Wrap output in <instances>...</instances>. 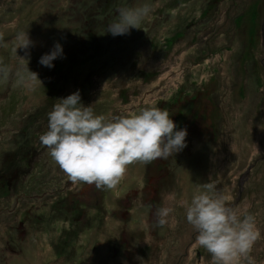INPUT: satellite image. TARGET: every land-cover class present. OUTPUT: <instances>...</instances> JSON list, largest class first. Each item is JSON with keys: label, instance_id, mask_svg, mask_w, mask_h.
<instances>
[{"label": "rangeland", "instance_id": "rangeland-1", "mask_svg": "<svg viewBox=\"0 0 264 264\" xmlns=\"http://www.w3.org/2000/svg\"><path fill=\"white\" fill-rule=\"evenodd\" d=\"M88 1L0 0V264H210L184 212L209 178L255 215L252 255L264 264V0H129L151 8L141 28L89 36L94 52L80 61L83 13L110 10L91 15ZM20 33L28 48L17 49ZM56 42L64 56L41 65ZM92 55L100 67L86 69ZM27 65L42 83L23 82ZM77 90L109 118L167 109L187 147L130 164L112 189L73 183L38 137L55 100ZM159 206L173 208L163 227Z\"/></svg>", "mask_w": 264, "mask_h": 264}, {"label": "clouds", "instance_id": "clouds-1", "mask_svg": "<svg viewBox=\"0 0 264 264\" xmlns=\"http://www.w3.org/2000/svg\"><path fill=\"white\" fill-rule=\"evenodd\" d=\"M150 11L148 4L121 6L107 32L113 36L129 34L132 28H141ZM17 39V49L31 44L28 33H20ZM63 56V45L56 42L39 63L53 68L54 61ZM6 71L0 66V72ZM26 73L23 82L42 83L28 65ZM55 101L47 113V129L38 139L73 183L112 189L130 164L168 160L187 147V128H178L167 109L149 105L109 118L98 114L94 104L85 105L80 90ZM172 212L170 206L157 207L155 224L163 227ZM184 212L196 232L195 243L209 254L210 264H257L252 251L261 233L255 215L231 206L229 197L211 178L195 185Z\"/></svg>", "mask_w": 264, "mask_h": 264}, {"label": "trees", "instance_id": "trees-1", "mask_svg": "<svg viewBox=\"0 0 264 264\" xmlns=\"http://www.w3.org/2000/svg\"><path fill=\"white\" fill-rule=\"evenodd\" d=\"M107 1H110V6H109L110 10L107 12V14H105V16L100 14H95L94 16L91 17L87 15L88 14L87 12L83 13L85 14L82 16L83 22L80 28L76 31L77 39L84 41L83 50L81 49L80 41H77V45L80 46V51H83L85 53V54H80V56H78L80 57V61L83 60V58L87 57V55H89L92 51L94 52L93 50L94 46L92 45L89 46L90 45L89 38L92 35L93 38L96 36L99 40L101 39L102 42L106 41V43L111 42L113 40L114 36L107 32L108 26L111 22L110 16H112L121 6H126L130 3L129 0H89L87 6L89 7L88 9H90V11L92 12L91 15H93V13H96L95 9H98L100 11L101 9L105 8V6H107L106 5ZM111 1L113 5L111 4ZM106 47L107 46L105 45V48ZM95 62H96V57H94L93 55L90 56L86 64V69L89 68L88 66L91 64L92 65L95 64L93 68L100 67L98 66V64H96L97 62L96 63ZM90 77L91 76H86L85 78L86 81L89 80Z\"/></svg>", "mask_w": 264, "mask_h": 264}, {"label": "bare ground", "instance_id": "bare-ground-1", "mask_svg": "<svg viewBox=\"0 0 264 264\" xmlns=\"http://www.w3.org/2000/svg\"><path fill=\"white\" fill-rule=\"evenodd\" d=\"M263 39H264V34H263ZM180 128H183V126H181ZM239 185H241V182L239 183Z\"/></svg>", "mask_w": 264, "mask_h": 264}, {"label": "flooded vegetation", "instance_id": "flooded-vegetation-1", "mask_svg": "<svg viewBox=\"0 0 264 264\" xmlns=\"http://www.w3.org/2000/svg\"><path fill=\"white\" fill-rule=\"evenodd\" d=\"M155 205H153V207H154Z\"/></svg>", "mask_w": 264, "mask_h": 264}, {"label": "water", "instance_id": "water-1", "mask_svg": "<svg viewBox=\"0 0 264 264\" xmlns=\"http://www.w3.org/2000/svg\"><path fill=\"white\" fill-rule=\"evenodd\" d=\"M247 173V172H246Z\"/></svg>", "mask_w": 264, "mask_h": 264}]
</instances>
